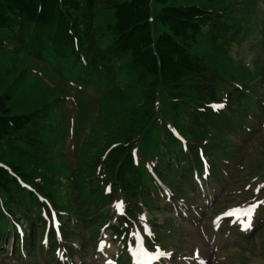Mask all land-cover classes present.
<instances>
[{"label": "rangeland", "instance_id": "1", "mask_svg": "<svg viewBox=\"0 0 264 264\" xmlns=\"http://www.w3.org/2000/svg\"><path fill=\"white\" fill-rule=\"evenodd\" d=\"M148 1L147 21L153 22L155 35L156 4ZM168 1L208 7L228 25L222 39L197 36L189 44L223 69L218 90L242 83L261 104L248 131L231 134V148L220 154L227 161L214 172L202 161L196 168L186 148L190 114L168 107L157 81L150 106L145 99L149 76H139L127 52L118 55L105 46L109 39L101 32L113 20L110 8L92 0L89 9L70 10L75 20L82 17L94 27V41L87 46L75 35L62 44L54 28L18 18L12 30H0V95L10 114L31 112V117L12 139L0 140V164L10 162L25 173L21 180L39 201L43 234L48 226L51 231L53 214L59 234L70 237L62 240L64 254L58 247L44 262L45 240H34L29 251L23 245L11 256L12 239L6 234L0 237V264H136L137 233L149 253L170 254L149 264H264V0ZM210 32L209 26L204 36ZM218 110L234 118L230 109ZM128 135L135 139L132 168L138 179L123 191L105 173L103 156ZM160 151L173 161L165 173L155 167ZM179 162L189 167L190 178L179 176ZM61 204L76 210L77 218L58 213ZM253 204L251 227L244 231L239 220L233 223V216L224 215ZM7 220L19 237L28 226L19 212ZM31 224L38 234L39 224Z\"/></svg>", "mask_w": 264, "mask_h": 264}, {"label": "trees", "instance_id": "2", "mask_svg": "<svg viewBox=\"0 0 264 264\" xmlns=\"http://www.w3.org/2000/svg\"><path fill=\"white\" fill-rule=\"evenodd\" d=\"M100 2L103 7L112 10L113 17L112 22L101 32V35L109 39L105 46L109 47L110 52L118 55L127 52L129 63L139 72V76L146 74L149 76V84H146L148 94L145 95V99L149 100L150 106L154 96L153 84L157 81L165 88L164 97L168 107L172 109L178 107L182 115L190 114V125L185 128L188 134L186 148L192 157H187L196 162L197 168L200 163L197 155L202 154L209 170L214 172L215 166H222L227 161L222 159L220 154L227 153L231 148L229 146L231 134L239 137L245 134L250 127V121L253 120L252 115L261 107L256 98L252 99L244 92L247 85L242 83L239 88L229 87L223 93L218 90L216 84L222 81L218 70L223 69L212 66L210 60L200 53H194L190 47L189 42L193 45L197 36L209 41L222 39L228 25L217 20L218 16L208 7L207 9L199 4L152 0L156 4L152 18L154 22L159 23L158 32L152 35L153 22L150 24L147 21L151 16L148 0H100ZM91 4L92 0H0V30H12L19 18L54 28L56 39L62 44L72 40L75 35L79 42L82 39L86 40L87 46L94 41L90 30L94 27H89L82 17L75 20L70 15V10H77L81 6L83 9H89ZM209 26L211 32L204 36ZM254 88L258 89V86ZM235 89L239 90L238 93H234ZM4 100H6L4 96L0 95V140L12 139L21 128L27 127L31 117V112L10 114ZM216 101L223 104L227 110L230 109L234 118L213 109L210 104ZM134 143L135 139L128 135L106 148L103 156L105 173L112 183H117L123 191L131 181L138 179L132 168ZM162 153L164 151L158 153L155 167H162L165 173V170L170 171L168 168L173 161L167 153H164L162 158ZM174 162L178 163V159ZM180 163L176 164L179 176L190 178L189 167ZM22 176H25V173L18 165L10 162L0 164V237L11 233L15 239L14 244L16 243L13 225L8 222L7 217L11 218L14 212H19L20 216L26 217L28 226L27 231H23V241L29 246L27 247L29 251L34 238L39 239L35 235L33 238L31 220L41 224L43 219L39 215V201L36 200L35 193L24 186ZM59 206L58 213H63L68 218H77L76 210L72 213L67 205ZM26 213L32 219L28 218ZM67 229L71 234L72 229L68 227ZM46 233L51 244L49 226ZM61 237L67 239L70 236L66 233L67 238L63 235ZM12 250L15 253L13 245ZM49 257H46L47 261Z\"/></svg>", "mask_w": 264, "mask_h": 264}, {"label": "snow or ice", "instance_id": "3", "mask_svg": "<svg viewBox=\"0 0 264 264\" xmlns=\"http://www.w3.org/2000/svg\"><path fill=\"white\" fill-rule=\"evenodd\" d=\"M216 109L222 108L223 105H214L213 106ZM259 190V189H257ZM256 204H253L251 206H249L248 208L245 209H234L232 211L229 212H225L224 215L225 216H236V220H233V223H235L237 220H239V222L241 223L242 227L244 229H247L249 227H251V216H252V212L254 211V209L256 208ZM117 207H119V205H117ZM241 216H246L247 220L241 219ZM141 220L144 219V217H140ZM145 231H148L147 228H145ZM137 239H136V249L137 251L133 252L134 258L135 257H139V256H147L149 257L150 260H156L159 259L162 256L165 255H170V254H165L163 253L160 249H157L156 253H148L144 247L143 244L141 242V240L139 239V234H134ZM101 248H103V244H101ZM136 264H143V261L141 260H136Z\"/></svg>", "mask_w": 264, "mask_h": 264}, {"label": "bare ground", "instance_id": "4", "mask_svg": "<svg viewBox=\"0 0 264 264\" xmlns=\"http://www.w3.org/2000/svg\"><path fill=\"white\" fill-rule=\"evenodd\" d=\"M105 237H107V236L104 235V239H105ZM134 260H135V259H134Z\"/></svg>", "mask_w": 264, "mask_h": 264}]
</instances>
